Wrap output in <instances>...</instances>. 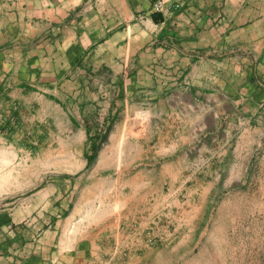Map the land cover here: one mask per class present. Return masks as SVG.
Masks as SVG:
<instances>
[{
	"label": "crops",
	"instance_id": "obj_1",
	"mask_svg": "<svg viewBox=\"0 0 264 264\" xmlns=\"http://www.w3.org/2000/svg\"><path fill=\"white\" fill-rule=\"evenodd\" d=\"M153 2L0 0V264H169L264 176V0Z\"/></svg>",
	"mask_w": 264,
	"mask_h": 264
},
{
	"label": "rangeland",
	"instance_id": "obj_2",
	"mask_svg": "<svg viewBox=\"0 0 264 264\" xmlns=\"http://www.w3.org/2000/svg\"><path fill=\"white\" fill-rule=\"evenodd\" d=\"M216 200L208 238L184 257H169V264H264V176L230 167Z\"/></svg>",
	"mask_w": 264,
	"mask_h": 264
},
{
	"label": "built area",
	"instance_id": "obj_3",
	"mask_svg": "<svg viewBox=\"0 0 264 264\" xmlns=\"http://www.w3.org/2000/svg\"><path fill=\"white\" fill-rule=\"evenodd\" d=\"M164 10L163 0H154L153 2V11L162 12Z\"/></svg>",
	"mask_w": 264,
	"mask_h": 264
},
{
	"label": "trees",
	"instance_id": "obj_4",
	"mask_svg": "<svg viewBox=\"0 0 264 264\" xmlns=\"http://www.w3.org/2000/svg\"><path fill=\"white\" fill-rule=\"evenodd\" d=\"M92 148H93V150H95L96 149V145H92Z\"/></svg>",
	"mask_w": 264,
	"mask_h": 264
}]
</instances>
